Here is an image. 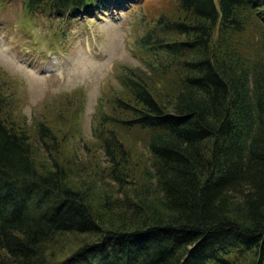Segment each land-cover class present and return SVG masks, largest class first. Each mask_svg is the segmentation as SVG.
I'll list each match as a JSON object with an SVG mask.
<instances>
[{
	"label": "trees",
	"instance_id": "trees-1",
	"mask_svg": "<svg viewBox=\"0 0 264 264\" xmlns=\"http://www.w3.org/2000/svg\"><path fill=\"white\" fill-rule=\"evenodd\" d=\"M175 1L177 15L137 40L166 94L123 73L131 98L115 106L128 115L107 119L143 134L151 177L136 192L130 151L100 121L108 166L92 175L120 198L72 185L70 162L54 158L65 118L59 131L38 123L50 161L38 163L0 79V264H264V0ZM111 2L137 0H25V11L88 17ZM68 236L83 239L62 255Z\"/></svg>",
	"mask_w": 264,
	"mask_h": 264
},
{
	"label": "rangeland",
	"instance_id": "rangeland-1",
	"mask_svg": "<svg viewBox=\"0 0 264 264\" xmlns=\"http://www.w3.org/2000/svg\"><path fill=\"white\" fill-rule=\"evenodd\" d=\"M25 10V0H0V79L9 98L4 114L27 128L38 163L50 162L35 138L38 123L46 122L59 131L65 127L63 119L68 120L70 135L58 143L54 158L61 166L70 162L66 173L72 185L88 187L91 197L94 193L119 197L121 193L115 192L116 185L108 177L92 175L104 173L108 166L93 133L94 127L99 129V121L103 122L135 161L140 177H133L129 187L136 192L142 177H151L148 162L143 160L148 157L143 134L107 119L128 115L115 106L117 97L131 98L120 83L123 73L143 79L160 95L166 94L167 84L160 83L162 78L143 63L151 53L146 54L137 40L146 30L154 29L159 16L175 17L176 1L137 0L124 8L111 2L86 18L78 12L70 17L42 8L33 14ZM81 239L68 236L59 253H67Z\"/></svg>",
	"mask_w": 264,
	"mask_h": 264
}]
</instances>
